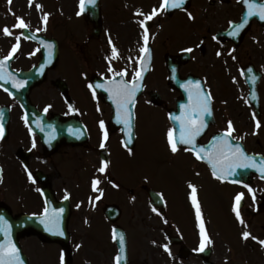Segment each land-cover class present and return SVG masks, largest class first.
Segmentation results:
<instances>
[{
    "label": "flooded vegetation",
    "instance_id": "af4514ba",
    "mask_svg": "<svg viewBox=\"0 0 264 264\" xmlns=\"http://www.w3.org/2000/svg\"><path fill=\"white\" fill-rule=\"evenodd\" d=\"M102 1L99 36L92 37V24L79 16L77 27L86 31L83 45L74 44L72 52H65L48 28L28 26L48 40L41 44L10 23L0 25V60L20 37L0 79V217L8 230L20 232L19 243L30 262L37 246L53 247L59 254V245L43 242L40 235L65 229L72 250L68 264H78L81 255H86L83 264H117L115 232L125 237L124 264H264V246L258 242L264 240V180L254 177L250 185L219 180L193 152L212 138L222 145L229 121L234 129L229 141L251 152L252 128L260 132L264 126V25L254 17L244 33L230 35L241 17V0H185L182 7L166 10L160 8L164 0H126L120 16L103 10L109 0ZM153 9L157 14L146 20ZM113 21L114 30L109 25ZM5 26L12 35L4 34ZM92 45L106 52L94 64ZM145 46L147 55L141 52ZM142 66V89L129 106V135L124 111L118 115L116 86L105 81L124 72L121 81L131 82ZM244 67V74L257 79L258 111L247 100ZM188 77L210 94V115L191 112L195 94L182 93L195 90V85L182 84ZM238 82L233 92L231 85ZM189 115L206 125L194 145L179 141L178 118ZM170 129L179 141L176 152L169 143ZM104 161L107 168L101 173ZM203 176L233 188L228 199L233 221L204 212V187L213 199L217 191L211 182L202 184ZM94 179L100 181L95 190ZM190 185L195 186L199 219ZM238 194H243L239 211L244 223L232 207ZM56 213L58 228L49 231V218ZM201 222L210 242L198 251ZM236 225L240 245L232 240ZM245 231L251 234L248 239ZM95 246L99 255L90 252ZM57 259L54 263L60 264Z\"/></svg>",
    "mask_w": 264,
    "mask_h": 264
},
{
    "label": "snow or ice",
    "instance_id": "6c2138e0",
    "mask_svg": "<svg viewBox=\"0 0 264 264\" xmlns=\"http://www.w3.org/2000/svg\"><path fill=\"white\" fill-rule=\"evenodd\" d=\"M84 2H85V0H81L82 10H83ZM88 2L91 3V2H93V0H88ZM184 2H185V0H164V2L161 4L160 8L162 10H166L168 8H180L183 6ZM9 3H11V0H9ZM31 3H32V0H29L30 6H31ZM243 3L247 7V12L245 14V17L241 23L236 25L235 30L232 31L230 33V35H233V36L238 35L240 29H242L245 26V24L248 22L249 17H252L254 15H259L260 19L264 20V3H256L255 0H243ZM37 7L39 8L41 6L37 5ZM156 14H157V10L153 9V12L150 15H148L145 19L151 20L153 18V16H155ZM78 15H79V13H78ZM189 16L191 17V13H189ZM17 20H18V24L15 25L14 27H17L20 29H24V28L28 27V24L25 23L23 18L17 17ZM43 20L45 23L47 22V14L44 15ZM140 23L143 26L145 21L141 20ZM231 23L232 22H230V24ZM3 31H4L5 35H12V32L8 26H5ZM145 32H147V29H145ZM16 39H17V44L13 45V48L9 52L8 56L4 57L3 60H0V79L4 78V76L2 74V70H3V65H4L5 61L12 58L13 54L17 51V49L19 47L20 37L17 36ZM144 39H145V45H146L147 40H148L147 34H145ZM49 47H51V45H49ZM187 51H191V49H187ZM141 52L145 53V55H147V53H148L147 46H145L144 48H141ZM113 54H114V56L117 54L115 47H113ZM217 55H220V53L218 52ZM142 64H143V61H142ZM143 70L144 69L142 66L141 70L136 71L134 73V78H133V81L131 83H129L127 81H123L120 84H117L115 87L114 98H115L116 104H117L118 115H119L120 110L124 111V123L129 130V135H131V129L133 127V125H132V112H131V108L129 106L134 104V98H135L136 91L140 87L138 81L142 78ZM248 71L251 72V69H248ZM124 74H125L124 72L120 73L121 76H123ZM251 79L254 82L256 80V77L252 76ZM191 84H192V82L189 81V85H191ZM20 86H22V85H20ZM194 91H195V102H194V105L191 107V112L195 113L197 115H199L200 113H207L208 115H210L211 114V109L209 106L210 94H203L202 95V90H201L199 82L195 83V90ZM45 111H47V108L45 109ZM2 119H3V113L0 112V120H2ZM178 119H182L179 141L183 144L194 145L195 144V138L201 134L204 127L206 126L203 119L197 120V119L192 118V116H190V115L187 117H181ZM100 126L103 129V127H104L103 121L100 122ZM257 127H259V121H257ZM233 131H234V129L232 127V122L229 121L228 122V130L224 134V137L222 138L221 147L216 152L208 154L209 162L213 164L214 168L217 166L218 163H220V164H227L229 169L232 171H235L236 167H240V168H248V167L257 168L258 167L260 172L264 173V163L257 165L254 158L248 156L245 153L244 149L239 144L235 145L234 147L231 145L228 137L231 136V133ZM2 136H3V125H2V123H0V138H2ZM168 138H169V143L171 145V150L173 152H176L178 150L177 142L173 138V132L171 129L168 132ZM104 139H107L106 133H105ZM33 146H35V145H33ZM101 147H103V143L101 144ZM224 149H227L226 153L224 152ZM203 152H204L203 149H201L200 152H197L196 153L197 157L203 158L201 155V153H203ZM106 168H107V161H104V162H102V166L99 168V172H101V173L105 172ZM213 174L219 175L215 171L213 172ZM30 178H31V176H30ZM220 178H223V177L221 176ZM99 183H100V181L98 179L93 180L92 187L94 190L97 188V185ZM190 187L193 189L192 199H193L194 205H196L197 218L199 219L200 218V209H199V205L196 204L195 186L190 185ZM249 191H252L251 188H249ZM242 195L243 194L237 195V197H236L237 207L234 208V211L236 212L237 218L241 219V223H244L243 219L241 218V213H240L239 207H238L240 204ZM97 199H99V197H97ZM153 210L155 211V209H153ZM58 217H59V214L56 213L51 218H49V223L52 225L51 227H48V224H46V227H48L49 231H52L54 227L58 228ZM0 220H3V217H0ZM5 225H6V221H5ZM200 227H201V233H202V240H201V245H200V248L198 249V251H203L205 246H206L205 242L206 241L210 242V241L208 240V237L204 234L202 222H201ZM2 230L4 231L5 235H7V232H8L7 226H5ZM60 234L63 235L62 232H60ZM242 235L245 239H248L251 236V234L247 231L243 232ZM113 238L114 239L117 238L115 236V233H114ZM251 238L258 240L257 237H251ZM119 242L123 246L124 237L122 234L119 237ZM258 242L262 246H264V240H258ZM164 247H165V250L167 251L168 250L167 245H164ZM121 251H123V247H121ZM169 254H171V253H169ZM63 260H64V257L62 254L61 255V264H63ZM116 260H117V264H119L120 257L117 256ZM0 264H24V262L20 256L19 249L16 247L15 243H13L10 239L5 240L4 242H0Z\"/></svg>",
    "mask_w": 264,
    "mask_h": 264
},
{
    "label": "rangeland",
    "instance_id": "374dc122",
    "mask_svg": "<svg viewBox=\"0 0 264 264\" xmlns=\"http://www.w3.org/2000/svg\"><path fill=\"white\" fill-rule=\"evenodd\" d=\"M121 1V2H120ZM130 3H134L138 0H129ZM78 0H32L31 6L29 4V0H11V3H9V0H0V25L3 22H7L10 20L8 16L10 15L11 21L13 23L18 22L17 17L23 18L25 22H30L28 24H32L33 28L40 27L41 29L48 28V33L55 36V38L58 40V42L61 44L65 52H72V48L74 44L83 45V37L82 35L85 34V29L82 27L78 28L76 23H78L77 20L74 19L75 14V7L77 5ZM37 5H40L41 7H37ZM127 8L128 4L126 3V0H109V2H106L105 7L103 10H106L109 14L120 16V12L124 13V8ZM47 14V22L45 23L43 20L44 15ZM72 22H75L73 25ZM110 27L112 30H114L115 24L114 21L111 22ZM1 40V35H0ZM97 46V45H96ZM94 45L90 46V61L92 64L97 59V56L104 55L105 49L99 50L98 47ZM74 49V48H73ZM76 52V50H74ZM244 62V61H243ZM236 74V73H235ZM238 83H235V85H231L232 91H237L239 89V86H237ZM262 94H263V100H264V83L262 86ZM252 132H255V130L252 129ZM251 132V133H252ZM260 133L262 134L261 139H259L258 143L254 141L252 138L250 139V149L254 150H263L264 151V126L260 130ZM253 136V134H252ZM210 179V178H209ZM207 180L205 176L202 177V184L205 185L207 182L208 184L211 182L210 180ZM216 188L217 195L213 199V194L210 191V189H207L204 187L203 189V206H204V212L207 214H210L214 216L215 218L221 220H229L233 221L234 216H232V209L228 206V199L232 192V187L218 184V182H211ZM210 191V195H209ZM215 206V207H214ZM211 211V209H213ZM231 228V227H230ZM231 233L233 235V244L240 245V241L238 239V230L239 226L236 225L234 228H231ZM98 248V247H97ZM96 246L92 247L90 249V252L92 253V250L95 251V254L99 255V250H97ZM240 249V248H239ZM239 249L236 250L239 251ZM33 254H30V260L32 264H55V256H58V252L53 247H41L37 246L33 251ZM89 255V254H87ZM86 255H81L80 258H78V264H83L81 262V259L85 257ZM231 264V263H230ZM240 264V263H236ZM253 264V263H248Z\"/></svg>",
    "mask_w": 264,
    "mask_h": 264
},
{
    "label": "water",
    "instance_id": "95a60500",
    "mask_svg": "<svg viewBox=\"0 0 264 264\" xmlns=\"http://www.w3.org/2000/svg\"><path fill=\"white\" fill-rule=\"evenodd\" d=\"M83 11L84 14L86 15V17H89L91 20H95V15L98 12V3L95 2L94 0L93 2H88V0H85L84 4H83ZM202 157L207 161V163L209 164L210 167H213V164L209 162L208 159V155L205 156L201 153ZM252 158H254L255 162L257 163V165H259L257 159L255 158V156H251ZM217 165H226L227 164H217ZM258 168V167H257ZM257 168H252V167H248V168H240V167H236L235 171H232L229 169V167H227V170H222V169H218L215 167L216 172L219 174V176L225 178V179H230V180H235V181H245V177H247L250 173L258 171ZM14 240H16V237H14ZM51 241H59V243H66L67 242V238L66 239H61L59 237H50ZM3 241V236H0V242Z\"/></svg>",
    "mask_w": 264,
    "mask_h": 264
}]
</instances>
